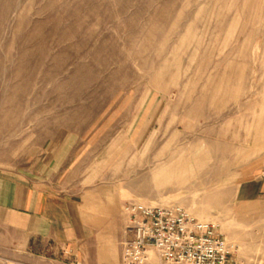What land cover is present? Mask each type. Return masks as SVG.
Returning <instances> with one entry per match:
<instances>
[{"label": "rangeland", "instance_id": "1", "mask_svg": "<svg viewBox=\"0 0 264 264\" xmlns=\"http://www.w3.org/2000/svg\"><path fill=\"white\" fill-rule=\"evenodd\" d=\"M261 155L264 0H0V177L114 187L128 231L129 203L179 206L264 264L237 198ZM27 242L0 222V264H79Z\"/></svg>", "mask_w": 264, "mask_h": 264}, {"label": "crops", "instance_id": "2", "mask_svg": "<svg viewBox=\"0 0 264 264\" xmlns=\"http://www.w3.org/2000/svg\"><path fill=\"white\" fill-rule=\"evenodd\" d=\"M240 208L264 206V155L246 168ZM253 211V210H252ZM0 222L30 246L53 245L79 264H117L115 247L128 240V221L114 187L70 195L38 177H0Z\"/></svg>", "mask_w": 264, "mask_h": 264}, {"label": "built area", "instance_id": "3", "mask_svg": "<svg viewBox=\"0 0 264 264\" xmlns=\"http://www.w3.org/2000/svg\"><path fill=\"white\" fill-rule=\"evenodd\" d=\"M130 240L122 244V264H146L155 250L167 264H234L225 237L179 206L129 203Z\"/></svg>", "mask_w": 264, "mask_h": 264}]
</instances>
